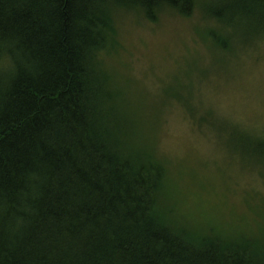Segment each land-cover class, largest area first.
I'll return each mask as SVG.
<instances>
[{
    "label": "trees",
    "instance_id": "16d2710c",
    "mask_svg": "<svg viewBox=\"0 0 264 264\" xmlns=\"http://www.w3.org/2000/svg\"><path fill=\"white\" fill-rule=\"evenodd\" d=\"M198 10L219 54L203 76H233L264 44V0H0V264H264V197L255 225L195 211L156 145L178 104L264 181V132L199 106L193 77L149 98L108 64L121 12Z\"/></svg>",
    "mask_w": 264,
    "mask_h": 264
},
{
    "label": "rangeland",
    "instance_id": "374dc122",
    "mask_svg": "<svg viewBox=\"0 0 264 264\" xmlns=\"http://www.w3.org/2000/svg\"><path fill=\"white\" fill-rule=\"evenodd\" d=\"M203 24L199 10L192 17L164 15L157 22L121 12L116 20L119 46L108 64L130 78L131 90L135 84L149 98L172 96L169 92L181 91L186 78L193 77L199 106L213 108L228 127L264 132V44L245 57L233 76L205 77V65L219 54L196 31ZM161 118L157 151L169 160L184 205L195 211L213 208L224 218L255 225L257 216L248 202L264 197V181L252 164L244 165L226 147L228 131L199 127L178 104H167Z\"/></svg>",
    "mask_w": 264,
    "mask_h": 264
}]
</instances>
